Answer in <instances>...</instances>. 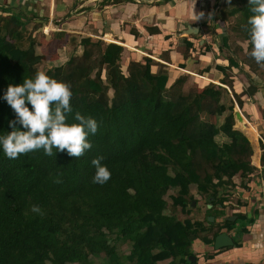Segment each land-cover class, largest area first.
<instances>
[{
  "label": "trees",
  "instance_id": "obj_1",
  "mask_svg": "<svg viewBox=\"0 0 264 264\" xmlns=\"http://www.w3.org/2000/svg\"><path fill=\"white\" fill-rule=\"evenodd\" d=\"M212 13L229 23L235 18L247 44L241 51L250 56L248 0H221ZM0 24V97L10 84L44 71L71 88L68 122H75L79 112L98 123L97 132L88 136L92 148L79 158L53 149L52 156L36 150L8 159L0 150V264H198V253L206 260L220 254L223 249L213 247L216 236L232 233L238 224L234 247H242L240 237L254 223L248 208L235 215L236 221L226 217L208 235L215 224L208 218L225 214V192L235 186V177L249 178L258 169L251 161L250 139L235 128L234 105L207 109L210 101L220 104L221 87L185 90L186 76L169 86L167 68L150 58L132 61L125 72L123 46L89 37L81 39L64 65L42 70L46 52H38L34 34L27 49L10 39L26 22L14 17L4 24L0 19ZM229 41L225 35L220 43L230 54L227 68L245 73L247 65L259 74L264 65L241 59ZM245 74L250 84L245 94L262 101L264 85ZM13 119V109L0 99V134L13 130ZM240 124L256 135L245 122ZM262 149L264 173V145ZM100 156L111 172L103 185L92 182L91 161ZM198 156L210 171L200 169ZM193 186L206 199L205 221L191 218L193 202L202 203L194 200ZM33 205L42 214L31 211ZM122 244H128V254L120 252Z\"/></svg>",
  "mask_w": 264,
  "mask_h": 264
},
{
  "label": "crops",
  "instance_id": "obj_2",
  "mask_svg": "<svg viewBox=\"0 0 264 264\" xmlns=\"http://www.w3.org/2000/svg\"><path fill=\"white\" fill-rule=\"evenodd\" d=\"M220 2L0 0V19L2 24L14 17L26 22L10 39L27 49L30 46L29 36L34 34L38 52L47 51L44 62L47 68L64 65L81 39L89 37L123 46L122 58L127 66L132 61H144V58L165 66L169 71V86L179 77L186 76L187 83L191 81L199 89L210 84L221 87L225 93H230L229 98L235 101L238 108L244 110V114L240 110L244 122L256 129V135L247 137L256 140L257 132H260L259 137L264 139L261 135H264V89H261L262 101L245 94L250 85L245 73L261 86L264 85V74L252 72L247 65L243 66L245 73L236 67L227 68L230 54L220 48V43L225 35H229V22L217 20L216 14L212 13L214 8L215 13L219 10L216 11V8L220 7ZM202 13L203 16H200ZM35 26L39 28L36 32ZM219 66L227 71L220 70ZM158 69V65L152 68L153 72ZM261 157L262 153L255 164L258 177L248 183L252 188L250 190H254L253 184L261 188L258 195L251 194L245 201L246 211L249 209L248 217L254 218V223L248 225L249 232L240 237L242 247L223 249L212 260L203 256L199 264H264V173ZM241 210L238 213L244 212V207ZM239 230L238 224L232 233L237 235ZM235 238H239V234Z\"/></svg>",
  "mask_w": 264,
  "mask_h": 264
},
{
  "label": "clouds",
  "instance_id": "obj_3",
  "mask_svg": "<svg viewBox=\"0 0 264 264\" xmlns=\"http://www.w3.org/2000/svg\"><path fill=\"white\" fill-rule=\"evenodd\" d=\"M248 10L249 54L257 64L264 65V0H248ZM71 97L72 91L67 83L44 71H37L32 78H24L19 85L10 84L0 97L15 113V119L9 120V127L13 130L0 134V150L4 156L17 159L21 154L36 150L52 156L53 149H56V153L67 150L70 156L79 158L90 150L92 144L88 136L97 132L98 123L79 112L74 115L75 122H68V115L73 111ZM102 161V156L91 161L95 168L92 182L99 185L111 178L109 168ZM31 211L42 214L38 205H33Z\"/></svg>",
  "mask_w": 264,
  "mask_h": 264
},
{
  "label": "rangeland",
  "instance_id": "obj_4",
  "mask_svg": "<svg viewBox=\"0 0 264 264\" xmlns=\"http://www.w3.org/2000/svg\"><path fill=\"white\" fill-rule=\"evenodd\" d=\"M231 22L228 23V29H229V37H230V43L232 45V48L235 50V52L239 55V57L243 60H253L251 58V56L247 55L245 52H242L241 51V47L244 46V48H246L247 44L243 41V38H244V32L238 28H236L235 26V18H232L230 20ZM0 27H1V24H0ZM44 45V44H43ZM40 48H42V46ZM243 45V46H242ZM43 52H47L46 50H42ZM41 51V52H42ZM122 67H123V71L127 72V69H128V66L126 65V62L124 61L123 59V62H122ZM41 69L42 70H45L46 69V66L45 64L41 65ZM260 72H262L264 74V68H262L261 70H259ZM193 83L188 82V83H185L184 85V89L185 90H196L198 89V87L196 86H192ZM195 85V84H194ZM193 88V89H192ZM222 91V97H221V102L220 104L217 103V102H209L208 103V107L207 109L211 108L210 110L212 111H217L218 107L221 105V104H224L226 105L227 108L230 107V105H234V111H240L244 114V110L243 109H239L237 104L235 103V101L231 98H229V95L230 93H225L223 90ZM228 113V112H227ZM215 120V119H214ZM221 122V121H220ZM236 125H235V128L237 129H241L242 131L245 132V134L248 136V137H251V133L247 130V129H244L241 124H240V121L236 118ZM248 125V124H247ZM249 126V125H248ZM249 127H252L251 125ZM253 128V127H252ZM255 130V133H256V129L253 128ZM260 134V132H259ZM258 134L257 132V138L256 140H252L250 138V141L253 146V150H254V154L252 155L251 157V161H252V164H256L258 161V157L261 153H263V149H262V146L264 145V142L262 140L261 137H259L260 135ZM262 137H263V134H261ZM218 138L221 140V141H224V137L223 135H220L218 136ZM253 141V142H252ZM198 163H200V169L203 171V172H206V171H210V166L208 164H205L201 159L200 157L198 156L197 160H196ZM255 177H257V171L255 173L254 176H251L249 178H241L240 176L236 177L234 179V182H235V186L234 187H229L227 192L226 193V196L228 197V204L226 206V209H225V214L224 215H219V217L217 219H215L214 221V225L212 226V231H210L208 233V235L212 236L214 234V232H216L220 226L224 223V219L226 217H236L235 215L239 212V211H242L241 208L244 207V211H246V203L245 201L248 200V197L252 195H258V191L259 189L261 188V186L259 185H255L253 184L252 187H254L253 189L254 190H250L252 188H250L249 186V181L252 180V178L254 179ZM249 187V188H248ZM253 192V193H252ZM176 193V191H171L170 192V195ZM192 194L194 196V200H201L202 203L197 206V204L194 206V209H193V212L191 214V218L194 219V220H203L205 221L206 220V217L209 216V213H208V210H207V202H206V199L204 197H202L195 186L192 187ZM256 197V196H255ZM169 199V202H170V205L172 204L170 198L168 197ZM178 215L184 219L185 216L183 214H181L180 212L178 213ZM209 217H214V215H211ZM209 219V218H208ZM236 220H237V217H236ZM235 220V221H236ZM213 222V221H211ZM239 223H244V221L240 220ZM208 225V224H207ZM120 252L124 253V254H128L130 252V248L128 246V244H122L120 246ZM197 257L199 258V262L201 261L202 262V258H203V254H199L197 255ZM196 257V259H197ZM202 259V260H201ZM198 262V264H199ZM169 262L166 261L165 263H161V264H168ZM99 264H101V261L99 260Z\"/></svg>",
  "mask_w": 264,
  "mask_h": 264
},
{
  "label": "water",
  "instance_id": "obj_5",
  "mask_svg": "<svg viewBox=\"0 0 264 264\" xmlns=\"http://www.w3.org/2000/svg\"><path fill=\"white\" fill-rule=\"evenodd\" d=\"M194 29H197V27H194ZM235 115H236V118L240 122H244V118H243V116H242L240 111H236ZM195 205H196V202H193V206H195ZM231 220L235 221L236 217H232ZM209 221H213L214 222L215 218L214 217H209ZM235 245H236V238H235L234 233L225 231V232H222V233H220V234H218L216 236V238L214 240L213 247L216 250H221V249H226V248H229V247H234ZM190 259L192 261H195L196 257L192 256Z\"/></svg>",
  "mask_w": 264,
  "mask_h": 264
},
{
  "label": "built area",
  "instance_id": "obj_6",
  "mask_svg": "<svg viewBox=\"0 0 264 264\" xmlns=\"http://www.w3.org/2000/svg\"><path fill=\"white\" fill-rule=\"evenodd\" d=\"M218 9H219V7L216 8V11H217ZM262 140H263V139H262ZM263 142H264V140H263ZM260 168H261V166H260Z\"/></svg>",
  "mask_w": 264,
  "mask_h": 264
},
{
  "label": "flooded vegetation",
  "instance_id": "obj_7",
  "mask_svg": "<svg viewBox=\"0 0 264 264\" xmlns=\"http://www.w3.org/2000/svg\"><path fill=\"white\" fill-rule=\"evenodd\" d=\"M235 236H237V235H235Z\"/></svg>",
  "mask_w": 264,
  "mask_h": 264
}]
</instances>
